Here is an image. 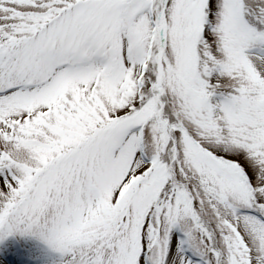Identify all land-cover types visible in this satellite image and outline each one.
<instances>
[{
  "label": "snow or ice",
  "instance_id": "snow-or-ice-1",
  "mask_svg": "<svg viewBox=\"0 0 264 264\" xmlns=\"http://www.w3.org/2000/svg\"><path fill=\"white\" fill-rule=\"evenodd\" d=\"M0 264H264V0H0Z\"/></svg>",
  "mask_w": 264,
  "mask_h": 264
}]
</instances>
